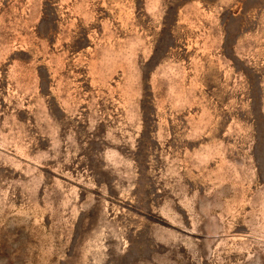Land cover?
Wrapping results in <instances>:
<instances>
[{"label": "rangeland", "instance_id": "374dc122", "mask_svg": "<svg viewBox=\"0 0 264 264\" xmlns=\"http://www.w3.org/2000/svg\"><path fill=\"white\" fill-rule=\"evenodd\" d=\"M0 264H264V0H0Z\"/></svg>", "mask_w": 264, "mask_h": 264}]
</instances>
